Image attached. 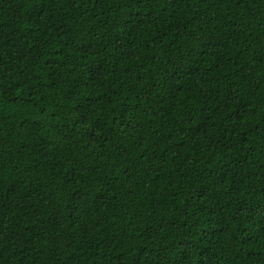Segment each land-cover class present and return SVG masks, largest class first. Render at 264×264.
Wrapping results in <instances>:
<instances>
[{
    "label": "trees",
    "instance_id": "trees-1",
    "mask_svg": "<svg viewBox=\"0 0 264 264\" xmlns=\"http://www.w3.org/2000/svg\"><path fill=\"white\" fill-rule=\"evenodd\" d=\"M0 264H264V0H0Z\"/></svg>",
    "mask_w": 264,
    "mask_h": 264
}]
</instances>
